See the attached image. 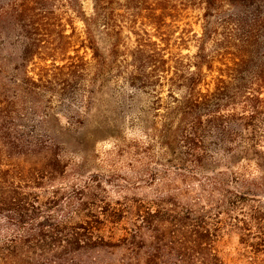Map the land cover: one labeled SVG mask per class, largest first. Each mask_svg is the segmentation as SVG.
Instances as JSON below:
<instances>
[{
  "label": "trees",
  "instance_id": "16d2710c",
  "mask_svg": "<svg viewBox=\"0 0 264 264\" xmlns=\"http://www.w3.org/2000/svg\"><path fill=\"white\" fill-rule=\"evenodd\" d=\"M89 1L87 13L84 0H0V215L7 223L37 230L35 248L56 244L77 251L92 240L88 220L47 222L51 218L39 212L28 189L60 162L55 122L66 111L57 107H71L76 96L82 107H91L105 84L122 75L145 86L166 84L172 121L163 136L174 138L170 149L177 144L180 164L206 170L209 163L251 159L261 173L252 185L264 186V0ZM179 4L201 11L192 54L166 56L164 45L138 39L134 28L133 45L121 41V11L143 14L157 31ZM72 18L81 22V35ZM207 150L216 153L207 156ZM217 184V219L224 218L218 222L238 230L245 246L239 264H264L259 195L226 178ZM244 208L250 213H240ZM120 211L112 246L124 252L111 264H232L217 249L223 227L199 203L137 204ZM47 228L64 235L55 239ZM21 236L1 249L16 248Z\"/></svg>",
  "mask_w": 264,
  "mask_h": 264
},
{
  "label": "rangeland",
  "instance_id": "374dc122",
  "mask_svg": "<svg viewBox=\"0 0 264 264\" xmlns=\"http://www.w3.org/2000/svg\"><path fill=\"white\" fill-rule=\"evenodd\" d=\"M84 8L87 13L91 11L89 0H84ZM142 15L121 11L117 16L124 44L133 45L134 28L138 39L150 37L151 41L164 45L166 56L185 58L195 51L192 34L201 32L200 9L184 4L170 12L171 16H167L157 31ZM72 22L76 34L81 35V22L73 18ZM161 38L166 39L165 44ZM141 83V80L131 82L122 75L105 84L91 107H82L80 96L75 97L71 107H57L66 111L55 122L58 144L54 152L60 162L28 189L40 207L39 212L51 218L47 222L66 216L74 217L75 222L88 220L87 234L93 235L92 240L77 251H67L56 244L35 248L31 245L36 243L37 230L15 229L0 215V264L114 263L124 252L112 246L120 227L113 220L122 216L120 210L137 204L168 206L174 201L195 202L209 209L212 221L223 227L217 243L219 253L229 263H240L245 246L239 243V231L220 224L218 221L224 220L222 214L217 219L220 212L217 182L226 178L232 186L254 189L259 195L257 199L264 204V186L259 189L252 185L261 176L257 164L251 159H240L228 165L209 163L212 168L202 170L201 166L195 167L187 161L188 155L187 162L180 164L176 157L177 144L174 150L170 149L175 146L174 138L170 134L163 136L172 121L166 110L172 100L166 84L159 88ZM213 152L216 153L207 150L205 154L209 156ZM207 162L208 159L202 163ZM240 213L250 211L244 208ZM47 230L55 239L64 235L56 234L63 227ZM19 234L20 242L27 239L25 243L1 249L3 243Z\"/></svg>",
  "mask_w": 264,
  "mask_h": 264
}]
</instances>
